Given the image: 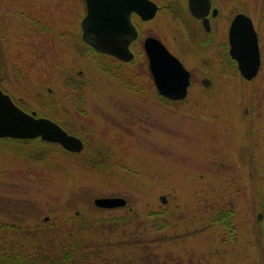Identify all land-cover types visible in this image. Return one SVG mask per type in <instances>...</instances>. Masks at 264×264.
I'll use <instances>...</instances> for the list:
<instances>
[{"label":"rangeland","instance_id":"374dc122","mask_svg":"<svg viewBox=\"0 0 264 264\" xmlns=\"http://www.w3.org/2000/svg\"><path fill=\"white\" fill-rule=\"evenodd\" d=\"M254 3L259 8L260 0ZM21 10L30 14L29 24ZM83 14V0H0V36L7 38L0 37L3 87L17 97L21 82L29 99L47 103L57 116L64 111V122L86 139L82 151L63 155L38 139L0 138V227L15 226L0 228V248L11 244L16 252L39 256V238L24 227L52 224L57 233L43 232L47 247L50 237L67 236L74 213L134 219L152 211L163 218L151 220L149 229L146 219L137 223L139 236H145L139 246L115 244L118 233L106 236L111 261L264 264V24L262 65L253 81H245L232 76L224 56L217 61L220 73L205 74L213 61L173 38L176 28L166 15L154 18L152 31L193 74L187 102L167 103L156 96L145 60L137 59L125 75L105 65L107 72L67 46L57 30L31 24L54 23L74 34ZM3 51L10 56L6 68ZM56 57L75 75L67 74L63 83L50 70ZM206 76L211 81L204 85ZM67 83L74 88L63 89ZM60 90L72 91L65 95L71 107ZM101 196H122L127 203L98 208L92 201ZM219 206L232 209L236 227V240L226 245L219 241L226 231L210 222ZM134 222L121 225L132 230ZM142 246L156 257L141 261Z\"/></svg>","mask_w":264,"mask_h":264},{"label":"water","instance_id":"95a60500","mask_svg":"<svg viewBox=\"0 0 264 264\" xmlns=\"http://www.w3.org/2000/svg\"><path fill=\"white\" fill-rule=\"evenodd\" d=\"M86 13L80 21L81 39L95 51L112 55L119 60L129 61L133 52L129 42L137 31L131 22L130 11L148 0H84ZM204 0H189L191 13L200 17L198 5ZM206 1V0H205ZM207 3V1H206ZM150 17L155 4L147 6ZM230 56L236 61L239 74L245 80L256 76L260 66V52L257 33L251 20L242 13L237 14L228 29ZM144 50L157 92L169 99H182L187 94L189 72L183 63L169 52L155 37L144 39ZM207 84V82H204ZM33 139L58 143L65 150L79 153L82 140L69 134L57 122L35 112H26L17 106L10 96L0 88V138ZM161 200L165 201L164 196ZM99 208H115L126 204L122 196H101L93 198Z\"/></svg>","mask_w":264,"mask_h":264},{"label":"trees","instance_id":"16d2710c","mask_svg":"<svg viewBox=\"0 0 264 264\" xmlns=\"http://www.w3.org/2000/svg\"><path fill=\"white\" fill-rule=\"evenodd\" d=\"M1 36L0 37L2 40H3V38H5L4 40H7V38L5 36H3V35H1ZM78 43H77V49L75 51L77 53H80V52L83 53L85 50L82 51L81 46ZM4 56H5V60H7L5 62V68H6V65H7V62L9 61L10 56L8 55V53H5ZM58 59H59V57L53 58L52 62H50V64H49L51 66L50 70L52 72H55L56 76H58V67H59L58 66L59 64L57 65ZM95 62L98 63V65L100 66L101 69L104 68L106 70V66H108L107 64H105L99 60H96ZM64 64H65V62H63L61 57H60V65L62 66V72H63V75L66 76L64 73L65 72V68H64L65 65ZM132 64L133 63L119 65V66L115 67V69L118 71H121V74H124L125 69H130V68L133 69V67H131ZM229 64L231 66L230 67V73L232 74V76L234 78L239 77V79H241V77L238 73V70L236 69L233 62L229 61ZM261 65H262V63H261ZM111 68H114V67H111ZM106 71L108 72V69ZM107 72H105V73H107ZM126 73H127V71L125 70V74ZM2 75H5V73L2 72ZM130 75H131V77H133L135 74L130 73ZM64 76H63L62 81H61L62 83L65 80ZM225 82L226 81H224V83ZM45 85L50 86L49 84H45ZM67 86H70V88H74V85L72 83H69V84L67 83V84H63V89L66 88ZM17 88H18V92H19V94H18L19 97H24V99L30 100V102H31V100L36 102L34 100L35 97L32 96V97H30V99L27 97L26 86L24 84L19 82ZM133 90L136 92L135 89H133ZM254 94L258 95L257 91H255ZM156 96L160 100L165 101L167 103H180V102H184V101L187 102V100H188L186 97L183 100L171 101L168 99H164V98L158 96L157 94H156ZM13 98L15 101H18L17 97L14 96ZM68 98L69 97H64V99L66 101L71 100L70 98L69 99ZM257 99H258V102L260 103V99L258 98V96H257ZM69 104H70V102H69ZM70 107H71V104H70ZM72 109H74V108H72ZM50 111L51 110L49 107H44V106L42 109L38 110V112L40 114H43V115H46L50 118L56 119L60 124L65 126L68 129V131H70L72 133H76L77 135H80L83 138L84 143H85L86 139H85V137H83L80 130H73V129L69 128L67 126V124H65L64 120H66V119L64 117L65 116L64 111L63 112L60 111L59 116L61 119L59 118V116H57L56 114H53V112L52 111L50 112ZM82 111H85V110L83 109ZM84 113H86V111ZM5 139H7V138H5ZM45 145H47V144H45ZM55 147H59V146H55ZM59 149H60L59 153H61L63 155H67V154L71 155L70 153H68L64 149H62L61 147H59ZM231 204H232V202H231ZM232 212L233 211L231 208L225 209V206H219L218 208H214L212 210V213H211V217H210L211 224H217L223 230L226 231L223 233L224 235H221L220 240H219L220 243L223 245H226L228 242H234L236 240V227L234 225V222L232 221V219H233ZM157 214L162 215L163 213H160V212L153 213L152 211H150L146 215H137V216L134 215L135 216V217H133L134 219H132V218L130 219L129 217H125V216H119V217H117V216H114V217L87 216L86 217V216L80 215L78 213H74V215L70 219V223H67L68 224L67 236L58 238L56 240H55V238L50 237V240H49L47 247H45V242L42 243L43 240H46L44 233L46 235H48L49 234L48 232L57 233V231H54L55 228L54 227L52 228V224L45 222L43 220V222H45V223L24 227V228H26V231L31 230L30 234L32 236L39 238L38 241L40 242V244L38 247L39 251L37 252L38 253L37 255H39V256L31 255L28 253L16 252L15 249L12 248L11 244H9L8 246H3L0 248V264H132L130 259L119 263V261H118L119 257L114 258V260L111 261L112 254H110V252L108 251V249H109L107 247L108 243H107V241H105V240H107L106 236L118 233L119 235H114L117 238V241L115 244L118 243L121 245L122 242H125V243H129V244L130 243L136 244V246H139V244H141L140 242L145 241L144 240L145 236H143V235H142V237L139 236L138 231H137V226H138L137 223H139V226L144 225L142 223V220L146 219L147 226L151 225V220H156V218H158V219L163 218V216L159 217ZM133 220H135L136 222L133 223L134 228L132 230H128L127 228L126 229L123 228L122 225L128 226L133 222ZM61 223H60V225H61ZM64 223L65 222H63L62 224H64ZM157 223H156L157 225H159V224L162 225V223H159V222H157ZM4 227H11L12 228L15 226H14V224L13 225L3 224V227H0V228H4ZM163 227H166V225L163 224ZM148 229H149V226H148ZM148 229L146 230V232H150ZM159 230H162V229H159ZM40 231H42V232H40ZM38 232H40V233H38ZM162 240L163 239H161L159 237L157 238L158 242H160ZM139 250L141 253V254H139V255H141V256H139V259L141 261L149 260V256L151 254H154L152 252V249L150 248V246H149V248L142 246V248H140ZM154 256L156 257L155 254H154ZM41 257L43 259H41ZM189 260H190V262L193 261V255L192 254L189 256ZM134 264H135V262H134Z\"/></svg>","mask_w":264,"mask_h":264},{"label":"flooded vegetation","instance_id":"af4514ba","mask_svg":"<svg viewBox=\"0 0 264 264\" xmlns=\"http://www.w3.org/2000/svg\"><path fill=\"white\" fill-rule=\"evenodd\" d=\"M206 1L204 0L198 5V11L201 13L200 17H197L191 13V10L189 9V5H188L189 0H148L149 2L148 4L146 3L138 4L136 9H131L130 19L137 31V35L135 36V38H133L129 42V48L133 52L134 57L135 58L137 57V59L141 58L142 60H145V62L148 64L143 43L146 37L152 36L157 38L189 70V68L186 66L183 60V57L177 52L172 51L166 44H164L163 41L160 38H158V36H156L155 33L150 28L151 21H153L154 18H156L159 14L162 15L164 14V16L166 15L167 20L169 19L168 21H170V19L172 20L171 22L175 25L176 28V31L175 33H173L172 37L181 38L183 40L185 49H191L194 52L200 51L199 53L198 52L197 53L201 55V57L204 58V60L206 59L213 61V63L211 64L212 67H210L209 70L206 69L205 74H207L209 71L211 74L214 75H216L218 72L220 73V70L218 69L219 64L217 61L220 60L221 57L223 56L224 58H226V60L230 62L232 61L235 67H237L236 61L230 56L228 52L229 49L228 29L234 17L239 13L244 14L251 20V23L257 33L259 49L261 48L262 45L261 36H262V28L264 24V0H260L261 4L259 5V8L257 6V3H254V0H206ZM152 3L155 4V11L150 17H146V15L149 13L148 12L149 8L147 6L149 4L152 5ZM83 5H84V14H85L86 6L84 0H83ZM173 6H176L177 8L175 9V7ZM21 14L23 17L27 18L26 24H29L30 14H27L22 10H21ZM84 14L82 15V17L84 16ZM31 24L36 28L45 29L51 32H55L54 30H57L56 33L59 34V37L64 38L66 45L70 46L74 50L77 49L78 40L81 41V38L79 39L80 37L79 33H81L80 21L78 23L79 29L78 31L76 30L74 34L71 31L67 32L63 30L60 26L56 27L54 23L53 25H51L45 21L41 22V20H34L33 23ZM165 30L166 31L169 30L168 23H167V28ZM62 32H64L66 36L61 35ZM80 43H82V45L85 47V50H87L80 54L86 56L87 58L89 57L92 62L94 57H96L100 61H103L105 64H107L110 67H117L127 62V61L119 60L118 58L106 53L95 52L90 46L86 45L84 42H80ZM57 65L59 66L57 77L59 78L60 81H62L64 75L62 72V66L60 65V57L58 59ZM64 65H65L64 73L66 75L64 77H67V74H70L71 72L68 69L67 63H65ZM73 75L74 74L72 73L70 74L71 77H73ZM4 76L5 75H2L0 71L1 81H4ZM192 76L193 74L189 70V77H190L189 87L191 85V80H193ZM151 81L153 83L152 78ZM205 81L208 84L211 80L210 78L208 79V77L206 76V78L201 79V82L202 84L207 85L204 83ZM0 86L4 90L1 84ZM48 90L50 89L48 88ZM66 92L67 94H65L62 90L59 91L61 99L63 97H68L72 91L71 92L66 91ZM15 102H17L19 106H21L23 109L27 110L28 112L35 111L37 114L39 113L38 110L42 109L43 106L50 107V105H48L47 103L38 102L39 104L38 105L36 102L34 103L30 102V100H26L24 99V97H19V96H18V101ZM63 104L65 105V102H63ZM65 124L67 123L65 122Z\"/></svg>","mask_w":264,"mask_h":264}]
</instances>
